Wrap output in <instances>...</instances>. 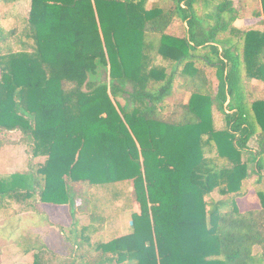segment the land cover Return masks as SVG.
<instances>
[{"label":"trees","instance_id":"trees-1","mask_svg":"<svg viewBox=\"0 0 264 264\" xmlns=\"http://www.w3.org/2000/svg\"><path fill=\"white\" fill-rule=\"evenodd\" d=\"M149 1L30 0L25 37L0 13V132L44 158L0 177V210L43 223L40 204L68 205L60 264H264V0L261 27L235 25L246 0ZM254 176L259 204L242 209ZM122 183L139 211L106 239L91 190Z\"/></svg>","mask_w":264,"mask_h":264},{"label":"rangeland","instance_id":"rangeland-1","mask_svg":"<svg viewBox=\"0 0 264 264\" xmlns=\"http://www.w3.org/2000/svg\"><path fill=\"white\" fill-rule=\"evenodd\" d=\"M155 1L157 0H150L147 6H152ZM234 1L239 2V0ZM246 2L250 7L246 9L245 16L238 20L237 24L239 26H254L262 18V9L256 0H246ZM29 10L30 0H19L7 7H0L3 26L7 29L18 27L20 33L23 34L27 26ZM263 85L264 81L254 80L255 89L262 88ZM21 139L22 135L19 131L0 132V177L15 172H28L30 169L35 170L44 160L42 157L33 158L30 147ZM250 145L253 148H258L255 137L251 138ZM255 178V176L252 177L248 182V193L238 198L242 209L259 204V198L254 192ZM91 193L94 212L107 218V230L103 235L104 238L110 239L132 231V213L139 211V205L133 199L131 184L122 183L95 187ZM212 198L216 200L220 197L214 193ZM213 200L210 204L213 203ZM40 207L48 216L47 222L39 223V218L33 212L34 210L16 200L8 201L7 206L0 210V264H33L34 252L26 253L23 244L26 241L25 237L32 238L34 234H38L56 253H44L45 261L60 264V258H68L73 253L75 247L62 232V228L70 227L75 219L70 213L69 206L42 203ZM81 222L86 224L87 219L81 217ZM88 230H90L88 235H91L94 241L99 239L100 236L94 234V226H89ZM10 232H14V234L10 235ZM12 238L15 240H11Z\"/></svg>","mask_w":264,"mask_h":264},{"label":"crops","instance_id":"crops-1","mask_svg":"<svg viewBox=\"0 0 264 264\" xmlns=\"http://www.w3.org/2000/svg\"><path fill=\"white\" fill-rule=\"evenodd\" d=\"M240 19H241V18H240ZM240 19H238V20H240ZM238 20H237V21H238ZM237 21L235 22V25L239 26V25L237 24ZM260 21H261V19H260ZM260 21H259V23L256 24V26H260V27L263 26V25H261ZM253 86H254V80H253ZM262 88H264V85H263ZM262 88H258L257 90L262 89ZM254 89H255V88H254ZM62 206H64V205H62Z\"/></svg>","mask_w":264,"mask_h":264}]
</instances>
